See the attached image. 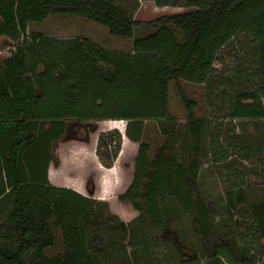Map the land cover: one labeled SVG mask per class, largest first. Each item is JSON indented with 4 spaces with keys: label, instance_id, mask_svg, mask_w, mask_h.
<instances>
[{
    "label": "trees",
    "instance_id": "obj_1",
    "mask_svg": "<svg viewBox=\"0 0 264 264\" xmlns=\"http://www.w3.org/2000/svg\"><path fill=\"white\" fill-rule=\"evenodd\" d=\"M153 1L158 7L193 9L138 21L110 0H0V37L17 42L9 57L0 58V202L11 201L10 210L0 221V264H101L90 249H96L97 242L89 239L88 228L103 219L127 232L125 222L104 212L108 204L92 196L95 192L96 197H102L118 186L115 179L111 181L110 168L105 167L108 171H103L99 188L90 187L88 179L83 185L70 182L81 192L52 185L51 167L55 181L69 183L60 173L65 164L75 171L80 155L92 160L87 155L91 148L88 142L60 140L70 119L93 124L88 139L103 121L127 120L125 129L116 131L120 142L111 138L104 146L106 150L115 148L112 157H116L127 141L139 144L132 181L118 195V201L131 203L137 213H146L150 221L160 225L165 221L166 200L174 199L185 213L193 212L198 221L194 226L203 228L199 231L206 243L204 223L209 210L206 202L197 198V155L185 163L161 146L152 156L150 144L143 141L144 123L155 120L163 136L178 132L179 121L169 108L171 82L179 86L188 112L186 127L194 154L200 152L205 122L195 116L196 101L187 98L181 82L204 84L211 93H218L222 86L223 91L216 95L225 103L227 117L264 120V0ZM51 14L89 18L112 36L133 38L132 47L129 51L114 50L89 39L28 32L31 23L42 22ZM136 28L153 33L136 37ZM242 37L247 38L248 53L255 64L249 70L256 79L252 87L223 76L215 67L223 49ZM41 67L43 71H39ZM245 73L244 68L237 70L239 79L245 80ZM128 86L134 88L125 94L123 89ZM115 100L124 109L105 111ZM55 142L63 147L54 156ZM211 145L216 162L232 156L217 142ZM237 150L246 159L261 153L254 147ZM71 151L74 154L69 161ZM242 185H231V210L245 202ZM251 211L249 230L264 239V201L254 202ZM58 228L64 253L50 255ZM213 250L209 253L214 264H227L221 260L220 250ZM228 250L233 256L232 248ZM242 252V258L232 264H256Z\"/></svg>",
    "mask_w": 264,
    "mask_h": 264
},
{
    "label": "rangeland",
    "instance_id": "obj_2",
    "mask_svg": "<svg viewBox=\"0 0 264 264\" xmlns=\"http://www.w3.org/2000/svg\"><path fill=\"white\" fill-rule=\"evenodd\" d=\"M110 1L123 7L138 21H149L162 15L193 9L158 7L153 0ZM28 32L42 33L58 38L89 39L101 46L122 51H129L134 41L133 38L123 39L112 36L106 27L91 19L70 14H51L42 22L31 23L28 26ZM151 33L153 31L150 29L136 28L135 30L136 37ZM246 40L247 38L242 37L224 48L222 58L215 64V67L223 76L235 80L238 84L245 82L249 87H252L256 79H253L249 70H252L255 64L248 53L250 47L245 43ZM16 46L17 42L0 37V58L9 57ZM241 68L246 70L245 80L239 79L237 74V70ZM39 71H43V68L41 67ZM180 86L189 100L196 101V105L193 107L195 116L203 119L206 123L201 137L200 152L195 154L193 152L194 143L186 127L188 112L181 99L179 86L175 82H171L169 86V108L172 115L179 121L178 132L170 137L163 136L157 122L147 120L144 123L143 141L150 144L152 156L161 146L185 163L197 155L200 165L196 184L197 191H199L197 198L203 199L209 210V218L204 223L205 232L207 231L206 243L202 241V231H199L203 228L200 229L198 224L194 226V223L198 221L194 219L193 212L185 213L174 199L166 200L164 205L165 221L160 225L150 221L146 213H137L131 203L118 201V195L124 192L132 181L134 161L139 144L127 141L122 154L120 148L116 157H112L115 154V148L106 150L104 146L109 143L111 138L120 142L116 131L117 128L124 130L127 120L103 121L98 124V132L93 133L88 139V131L90 127H93V124L70 119L60 140L65 142L79 139V143L88 142L91 148L87 155L92 156V160H89L86 155H80L76 161L78 167L75 171L72 170L73 166L65 164V169L60 173L69 182L74 181L83 185L88 179L90 187L92 184V187L99 188L103 179V171L107 172V168H110L109 172L113 173V177H110L111 181L115 179L118 186L116 189L108 191L109 193L102 194V197H96L98 194L95 192L92 193V196L97 198L101 204H108L105 213H110L119 222L123 221L127 224L126 233L117 226L104 223L103 219L93 228L89 227L87 230L89 239L96 238L97 242L96 249L95 247H90V249L99 257L101 264H214L212 255L209 253L214 248L220 250V258L227 264L241 259L242 251L250 259L256 261V264H264V239L253 236L249 230V224L253 222L251 205L254 202L264 201V120L253 121L227 117V112L223 107L225 103L221 101L220 97H217L218 93L223 91L222 86L218 93L208 92L205 85L181 82ZM133 88L128 86L123 91L128 94ZM128 101H132V99L128 97ZM123 109L124 106L115 100L111 101L105 111L116 113ZM100 131L102 133L99 138ZM120 140H122L123 148V138L121 137ZM213 142L220 144L227 154H232V156L222 162H216L212 154L211 143ZM99 144L100 148L98 149ZM52 147L55 156L63 146L61 143L55 142ZM246 147H254L261 150V153L259 154L258 151L246 159L242 157V151H234L235 148ZM73 154L74 151H71L69 159L68 155L65 159L72 161ZM80 159L82 160L80 161ZM232 183L243 184L242 190L245 194V202L238 204L233 210L228 208L230 205L228 192L234 189L231 188ZM138 202L143 201L138 200ZM10 208L9 200L4 199L0 202V221L4 219ZM54 233L56 243L49 250V254H63L62 231L58 228ZM228 247L232 248L233 256Z\"/></svg>",
    "mask_w": 264,
    "mask_h": 264
},
{
    "label": "crops",
    "instance_id": "obj_3",
    "mask_svg": "<svg viewBox=\"0 0 264 264\" xmlns=\"http://www.w3.org/2000/svg\"><path fill=\"white\" fill-rule=\"evenodd\" d=\"M191 84V83H189ZM194 85V84H192ZM195 85H204V84H195ZM206 87V86H205ZM206 124V123H205ZM55 173V170L51 167L50 170H49V174H50V180H51V183L52 185L54 186H59V187H67V188H72L78 192H81V188L78 186V185H75V184H71L70 182L69 183H62V182H58V181H55L53 179V174ZM6 200V199H5ZM10 201V198L7 199ZM11 202V201H10Z\"/></svg>",
    "mask_w": 264,
    "mask_h": 264
}]
</instances>
